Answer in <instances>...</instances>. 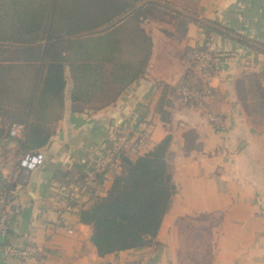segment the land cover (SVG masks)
<instances>
[{"label": "crops", "instance_id": "1", "mask_svg": "<svg viewBox=\"0 0 264 264\" xmlns=\"http://www.w3.org/2000/svg\"><path fill=\"white\" fill-rule=\"evenodd\" d=\"M147 1L137 4L140 15L131 9L89 35L86 14L67 0L54 19V4L49 18L34 2L0 6V182L11 181L6 239L40 250L28 264H264V120L254 122L235 88L249 74L264 86V0ZM44 27L40 39L36 29ZM206 37L216 71H190L212 89L208 108L170 92L188 73L187 50ZM145 57L143 73L119 89L112 67ZM12 123L41 125L48 135L37 169H16L26 134L10 136ZM144 127L143 151L170 134L176 191L150 244L99 256L78 210L93 193L104 194L121 168L110 162L95 181L103 170L93 162L113 133L134 136ZM69 190L76 200L66 207ZM0 264L18 262L0 248Z\"/></svg>", "mask_w": 264, "mask_h": 264}, {"label": "trees", "instance_id": "2", "mask_svg": "<svg viewBox=\"0 0 264 264\" xmlns=\"http://www.w3.org/2000/svg\"><path fill=\"white\" fill-rule=\"evenodd\" d=\"M144 0H67L80 14H86V35L104 31L113 22L115 17L123 15L133 9L134 16L141 14V7L137 4ZM36 4V11L42 18H49L54 4L53 19L60 5V0H0V6H26L29 3ZM147 6L157 4L154 0L146 2ZM36 29L37 37L41 39L45 34V27ZM40 34V35H39ZM207 47L201 46L189 49L188 58H192L188 73L183 76L179 84L170 89L171 94L185 103H196L192 100H183L177 92V88L185 85L190 88L202 90L205 82L191 73L196 54L204 52ZM147 57V55H146ZM146 57L135 63L119 61L112 67L111 80L122 89L132 80L140 76L147 63ZM204 74H212L216 71L214 63L200 68ZM116 74V76H114ZM237 96L246 113L254 122L264 120V86L260 76L249 74L239 77L235 82ZM163 121L169 120V112L159 110ZM41 125H24L26 137L22 145L27 151H35L46 143L48 137L41 130ZM171 140L170 134L157 142L151 149L142 151L137 156H130L124 150L119 149L112 157L121 168L110 187L104 194L93 193L78 210L79 222L89 225L91 228L90 241L94 245L97 254L104 256L109 253L138 248L150 244L156 236L163 215L169 209L176 186L172 181L170 166L167 160L168 146ZM109 165V164H108ZM106 170V169H104ZM102 173L97 175L95 181H100ZM81 181L80 189L87 183L85 176ZM84 182V183H83ZM87 187V186H86ZM93 191V190H92ZM10 234V229H9ZM10 241L5 238V243Z\"/></svg>", "mask_w": 264, "mask_h": 264}, {"label": "built area", "instance_id": "3", "mask_svg": "<svg viewBox=\"0 0 264 264\" xmlns=\"http://www.w3.org/2000/svg\"><path fill=\"white\" fill-rule=\"evenodd\" d=\"M204 44L207 49L195 55L193 59L194 66L198 69L205 67L216 61V54L212 50V37H206ZM177 92L183 100H192L197 102L203 107L210 105L211 98L213 97L212 89L209 85H205L202 90L190 88L181 85L177 88ZM208 119L214 124L218 125L221 122V116L213 112H207ZM24 126L19 123H12L9 127V135L12 137H23ZM149 137V129L144 127L139 129L134 136H130L128 132L121 131L113 133L105 144L102 155L94 160L95 170H104L111 162L113 155L119 150H124L130 156L139 155L146 146V140ZM45 160L44 153L40 150L26 151L21 153L16 161V169L24 170L25 172L35 170L40 167ZM94 177L92 175L91 179ZM10 180L0 182V238H5L9 234V220H8V193L10 189ZM79 189V188H78ZM77 189V190H78ZM76 200V191L69 190L67 193L66 207H70L71 202ZM4 258L16 260L18 264H28L29 260L39 253V249L32 245L27 244L20 246L12 242L2 244L0 246Z\"/></svg>", "mask_w": 264, "mask_h": 264}, {"label": "water", "instance_id": "4", "mask_svg": "<svg viewBox=\"0 0 264 264\" xmlns=\"http://www.w3.org/2000/svg\"><path fill=\"white\" fill-rule=\"evenodd\" d=\"M0 241H3V238H0Z\"/></svg>", "mask_w": 264, "mask_h": 264}, {"label": "rangeland", "instance_id": "5", "mask_svg": "<svg viewBox=\"0 0 264 264\" xmlns=\"http://www.w3.org/2000/svg\"><path fill=\"white\" fill-rule=\"evenodd\" d=\"M245 110V109H244ZM246 111V110H245Z\"/></svg>", "mask_w": 264, "mask_h": 264}]
</instances>
